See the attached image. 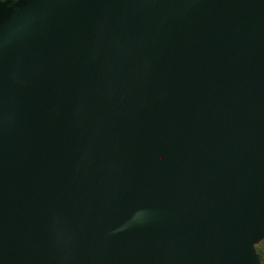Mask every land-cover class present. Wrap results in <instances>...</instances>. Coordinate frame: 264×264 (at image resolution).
I'll list each match as a JSON object with an SVG mask.
<instances>
[{
  "label": "water",
  "instance_id": "1",
  "mask_svg": "<svg viewBox=\"0 0 264 264\" xmlns=\"http://www.w3.org/2000/svg\"><path fill=\"white\" fill-rule=\"evenodd\" d=\"M264 0L0 2V264H262Z\"/></svg>",
  "mask_w": 264,
  "mask_h": 264
},
{
  "label": "trees",
  "instance_id": "2",
  "mask_svg": "<svg viewBox=\"0 0 264 264\" xmlns=\"http://www.w3.org/2000/svg\"><path fill=\"white\" fill-rule=\"evenodd\" d=\"M262 243H263V241L260 243V244H258L257 246H256V251H257V254L261 257V259H262V264H264V250H262L260 247H261V245H262Z\"/></svg>",
  "mask_w": 264,
  "mask_h": 264
},
{
  "label": "rangeland",
  "instance_id": "3",
  "mask_svg": "<svg viewBox=\"0 0 264 264\" xmlns=\"http://www.w3.org/2000/svg\"><path fill=\"white\" fill-rule=\"evenodd\" d=\"M262 250H264V241H263V243H262V245H261V247H260Z\"/></svg>",
  "mask_w": 264,
  "mask_h": 264
},
{
  "label": "flooded vegetation",
  "instance_id": "4",
  "mask_svg": "<svg viewBox=\"0 0 264 264\" xmlns=\"http://www.w3.org/2000/svg\"><path fill=\"white\" fill-rule=\"evenodd\" d=\"M4 1H6V0H0V2H4ZM12 1H14V0H12Z\"/></svg>",
  "mask_w": 264,
  "mask_h": 264
}]
</instances>
